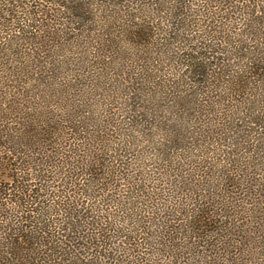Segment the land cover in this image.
<instances>
[{
    "label": "trees",
    "instance_id": "1",
    "mask_svg": "<svg viewBox=\"0 0 264 264\" xmlns=\"http://www.w3.org/2000/svg\"><path fill=\"white\" fill-rule=\"evenodd\" d=\"M9 2L27 12L8 8L4 25L84 47L80 64L114 80L125 111L77 120L72 137L35 118L0 127V264H219L212 248L241 224L205 168L234 164L245 128L194 118H264V0Z\"/></svg>",
    "mask_w": 264,
    "mask_h": 264
},
{
    "label": "rangeland",
    "instance_id": "2",
    "mask_svg": "<svg viewBox=\"0 0 264 264\" xmlns=\"http://www.w3.org/2000/svg\"><path fill=\"white\" fill-rule=\"evenodd\" d=\"M0 2H2L0 3L1 128L16 129L35 118L39 119L42 125L45 122L50 127L55 126L56 129L61 127L67 137H72L71 133L74 131L69 127L77 120L95 118L94 121L99 123L108 118L121 117V112L125 111L121 108L123 106L121 96L110 91L114 80L111 78L108 81L109 75L103 76L98 73L97 68L86 69L80 64V53L83 52L84 47L72 44L71 47L65 48L59 45L63 42L62 40L53 39L51 36L44 38L45 43L42 44L17 37L18 31L15 30L14 24L5 22L4 25L3 17L12 16L8 8H13V12L24 15L27 8L25 9V5L22 8L18 3H10L9 0H0ZM45 4L52 6L49 2ZM52 8L57 11L55 6ZM49 21L54 22V20ZM55 27L49 28L52 30ZM12 38L16 39L11 41ZM60 62L62 67H58ZM96 83L99 84L94 90ZM247 98L252 99V96ZM227 104L240 105L235 100ZM230 106L228 108L232 110ZM220 113L214 112L209 116L212 118L202 117L194 118V120H197L196 125L212 127L215 133V130L217 128L220 130L225 122L230 120L227 125H233L238 120L235 117H239L245 128V130L241 128L239 133L245 136L246 140L238 148V156L234 164L227 163L223 159L219 162L218 159L212 158L208 165L206 164L208 168L205 169L211 176H206L204 180L210 178L211 180L207 182L217 184V192L220 190L226 193L224 199L230 201L227 203L230 206V212L235 221L241 224L239 231L212 248L215 256L213 261L219 264H264V148L259 149V144L255 140L260 133H264V118H243L242 114L239 115L240 112H234V118H224V114ZM233 119H235L234 122H232ZM257 120L262 124L260 128L254 125V121ZM86 126L95 128L96 125L88 121ZM229 132L233 133V131ZM2 133L5 134V130ZM221 148L226 149L224 145ZM216 156L218 154L214 158ZM35 157L37 159L39 156L36 154ZM216 162H219L218 166L223 165V167H216ZM33 167L39 170L40 166L33 165ZM59 169L60 167L50 168L52 178L67 170L65 167L63 171ZM132 172H129L130 182L134 174ZM228 178L232 179L226 181ZM37 181L38 179L36 181L34 179L32 183ZM123 182L128 185H124L123 188L127 189L130 186L129 183L127 180ZM50 184H54L53 190L61 189V186L58 187L60 183L56 180ZM110 193L121 195L120 191L113 186ZM20 210H18L19 214ZM61 215L62 213L59 216Z\"/></svg>",
    "mask_w": 264,
    "mask_h": 264
}]
</instances>
